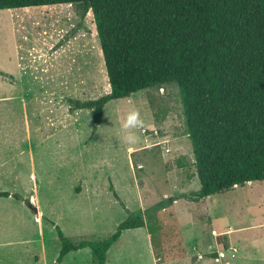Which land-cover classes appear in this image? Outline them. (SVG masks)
Returning <instances> with one entry per match:
<instances>
[{
    "label": "rangeland",
    "instance_id": "rangeland-1",
    "mask_svg": "<svg viewBox=\"0 0 264 264\" xmlns=\"http://www.w3.org/2000/svg\"><path fill=\"white\" fill-rule=\"evenodd\" d=\"M82 13L73 2L0 9V191L12 193L0 196V264H94L88 247L58 260L55 226L73 242L101 240L149 207L151 233L122 231L105 264H264V180L195 196L175 83L109 100L93 130L76 103L109 85ZM133 109L143 126L129 145L121 125Z\"/></svg>",
    "mask_w": 264,
    "mask_h": 264
},
{
    "label": "trees",
    "instance_id": "trees-1",
    "mask_svg": "<svg viewBox=\"0 0 264 264\" xmlns=\"http://www.w3.org/2000/svg\"><path fill=\"white\" fill-rule=\"evenodd\" d=\"M65 2L91 11L99 38L109 91L76 103L91 110L93 130L109 100L175 83L195 196L264 180V0H0V9ZM143 214L152 217L153 207L129 213L101 240L73 242L55 226L58 260L88 247L93 263L105 264L123 230L151 231Z\"/></svg>",
    "mask_w": 264,
    "mask_h": 264
},
{
    "label": "clouds",
    "instance_id": "clouds-1",
    "mask_svg": "<svg viewBox=\"0 0 264 264\" xmlns=\"http://www.w3.org/2000/svg\"><path fill=\"white\" fill-rule=\"evenodd\" d=\"M142 126L143 121L140 118L139 111L135 109L129 111L124 119L123 124L121 125V128L125 133L124 140L127 144L134 145L138 142L139 138L130 130L134 128H140Z\"/></svg>",
    "mask_w": 264,
    "mask_h": 264
},
{
    "label": "crops",
    "instance_id": "crops-1",
    "mask_svg": "<svg viewBox=\"0 0 264 264\" xmlns=\"http://www.w3.org/2000/svg\"><path fill=\"white\" fill-rule=\"evenodd\" d=\"M107 103V102H106ZM164 122H166V120L164 121ZM193 177H196L195 175L193 176ZM193 183H195V179H194V182ZM1 192V191H0ZM10 193V192H9ZM10 194H12V193H10ZM10 196V195H9ZM4 197V196H3ZM5 197H8V196H5ZM138 228H140V227H138ZM146 228V227H145ZM147 229V228H146ZM126 230V229H125ZM148 230V229H147ZM124 231V230H123ZM148 236H149V233H148ZM150 247L152 248V246L150 245ZM152 250V249H151ZM153 264H157L156 263V259H155V257H153Z\"/></svg>",
    "mask_w": 264,
    "mask_h": 264
}]
</instances>
